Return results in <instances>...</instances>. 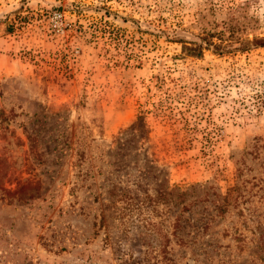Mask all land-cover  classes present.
I'll list each match as a JSON object with an SVG mask.
<instances>
[{"label":"rangeland","instance_id":"obj_1","mask_svg":"<svg viewBox=\"0 0 264 264\" xmlns=\"http://www.w3.org/2000/svg\"><path fill=\"white\" fill-rule=\"evenodd\" d=\"M254 35L264 0H0V264H264Z\"/></svg>","mask_w":264,"mask_h":264},{"label":"trees","instance_id":"obj_2","mask_svg":"<svg viewBox=\"0 0 264 264\" xmlns=\"http://www.w3.org/2000/svg\"><path fill=\"white\" fill-rule=\"evenodd\" d=\"M201 20L203 19L202 17L200 18ZM199 19V34L201 37V40L203 41V44L197 45L193 44L194 47H189L188 45H184L183 47V53L186 56H191V57H200L203 55L204 50H209L210 48H213L217 53L221 54L223 52H231L229 50V46H222L220 44L214 43V39L218 37V31L217 29H214L212 25H208V27H204V25L201 24ZM234 21H240V16L238 14L234 13L233 16H231L229 24H232ZM254 21V19H249L247 22V25L252 31L254 30L253 27L251 28V24ZM252 48H264V37H258L254 35L253 39H245L239 42V45L234 48V51L240 52V53H245L251 50ZM233 50V49H231ZM12 181L16 183L17 187L19 188L16 189H4V194H13L16 191L20 190L22 185L29 181V179L25 180L22 182V179L17 178V177H12ZM23 183V184H22ZM1 198V197H0Z\"/></svg>","mask_w":264,"mask_h":264}]
</instances>
